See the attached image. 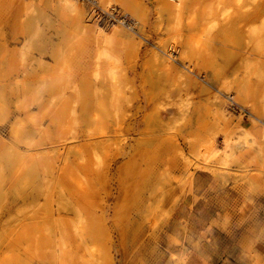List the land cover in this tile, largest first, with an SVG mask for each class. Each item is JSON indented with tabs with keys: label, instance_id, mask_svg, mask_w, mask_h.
I'll list each match as a JSON object with an SVG mask.
<instances>
[{
	"label": "rangeland",
	"instance_id": "rangeland-1",
	"mask_svg": "<svg viewBox=\"0 0 264 264\" xmlns=\"http://www.w3.org/2000/svg\"><path fill=\"white\" fill-rule=\"evenodd\" d=\"M143 1L149 19L139 36L147 41L134 68L126 52L98 50L87 41L84 49H70L67 57L62 53L65 61L53 68L54 48L72 29L61 14L70 11L41 0L29 2L28 9L20 0H0V136L25 155L64 148L54 175L69 148L80 150L68 156L69 176L54 182L48 180L50 171L34 162L14 181V160L0 153V264H208V226L239 228L244 262L264 264V0L201 1L204 38L212 49L210 60L191 73L185 97L143 67L147 50L165 36L168 25L166 19L161 32L155 29V1ZM85 4L92 11L90 2ZM119 6L109 2L103 10L123 17L130 27L131 18ZM190 6L188 1L180 24L185 34ZM71 41L72 46L81 43L78 36ZM119 63L118 73L134 84L139 98L132 100L127 86L130 104L124 103L123 127L119 131L112 116L105 118L103 137L88 128L85 110H97L104 96L115 112ZM49 69V77L58 79L59 95L38 103L35 97L49 96L36 91ZM220 80L227 81L223 94H241L244 105L224 102L220 107L221 96L205 98L203 88L219 90ZM143 87L154 95V105ZM252 104L261 122L251 114ZM155 105L165 122L142 140L150 143L138 147L143 116ZM59 110L63 118L53 123ZM18 117L33 122L16 142L11 128ZM186 162L190 177L182 178ZM96 216L110 242L95 226ZM225 247L220 241L213 252L217 256Z\"/></svg>",
	"mask_w": 264,
	"mask_h": 264
},
{
	"label": "bare ground",
	"instance_id": "bare-ground-1",
	"mask_svg": "<svg viewBox=\"0 0 264 264\" xmlns=\"http://www.w3.org/2000/svg\"><path fill=\"white\" fill-rule=\"evenodd\" d=\"M17 0H10L11 3ZM47 6L56 7L59 10L63 11L61 7L67 8L70 12L68 14H61V17L64 21H67L71 24L72 29L66 34L62 35V40L60 39V44L54 48L55 51V60L54 64L51 63L53 68H56L61 64L62 60L61 54L65 57L68 56V52L71 50L79 51L83 48V41L92 43L98 50H112V51H121L123 54L127 55L128 60L133 63L132 68L135 67V63L140 56V49L142 47L143 41L147 40L143 36H139L144 32V27L148 23L149 19V7L143 0H95V2L100 6L104 7L109 2H116L120 4L121 9L127 13L131 18L130 27H126L122 24H115L112 33L105 31L104 26L97 24L94 20L93 14L97 11L95 8H92V4H89L92 11L89 13L86 9V0H41ZM156 4V13L154 26L155 29L163 30L162 26L167 19L166 30L164 31L165 36H161L159 43L153 45L152 48L148 49L146 56L143 61V67L145 71L148 69L152 74H159L164 77L166 80H169L177 89L180 96L185 97L186 93L184 88L190 87V82L194 79L191 77V73L196 68L204 65L207 60H210L209 55L211 52V46L207 43V40L204 38L206 31V24L201 20L205 19V9L204 6H200L202 0H154ZM188 1L191 6L189 7V18L187 20V31L188 34L180 28L182 23V18L185 15V11L188 8ZM20 2L25 5V8H29V2L33 3V0H20ZM2 8L0 7V13H2ZM168 17H167V16ZM68 18L70 20H68ZM179 21V23H178ZM135 28L139 30V33L135 32ZM162 29V30H161ZM33 30V27H32ZM190 32V33H189ZM78 36L81 43L78 46H72V37ZM4 37V36H2ZM5 39V38H3ZM4 48V46H2ZM84 49V48H83ZM110 50V51H111ZM173 56V58H172ZM227 57H232V54L227 53ZM44 67L42 64L40 65ZM112 66V65H110ZM122 65L119 63L117 69L115 68L116 83H117V97L119 101L115 104V112L111 113L109 106L104 99V96H100L98 99L97 110L91 111L86 109L87 120L89 121L88 128L93 129L96 133H99L103 137L108 133V129L104 124L105 118L113 117L115 126L119 129H122L124 120L126 118L127 110L124 106L129 105V96L127 94V86L132 96V100L138 99L136 88L134 84L128 79L126 75L118 73ZM42 74L44 79V85L36 87V91L46 90L49 93L47 98H36L35 100L38 103H42V100L48 101L50 97L54 94L58 96V79L55 77L50 78L49 76L53 73V69H49ZM189 76L191 78H189ZM5 78V77H3ZM122 78V79H120ZM123 83H122V82ZM222 86L219 90H213L208 86L203 88V95L206 96L207 100H213L212 94H217L221 96V101H219L220 107L224 105V102H231L236 105H244L243 97L239 94L236 97H227L223 94V91L226 88L225 80H220ZM128 83V85H127ZM144 85V83H143ZM25 89V87H24ZM240 90V89H239ZM143 91L146 97H148L149 103L154 105V95L150 94L143 87ZM243 90H241V93ZM32 96V95H28ZM224 100V101H223ZM252 100V99H251ZM89 106V103H86ZM140 108V107H139ZM138 108V109H139ZM62 110L56 112L53 123L61 120L63 118ZM0 110V116H1ZM251 114L254 115L257 122H261V114L258 107L255 104H252ZM30 121H26L22 118H17L13 122L11 128V135L13 141L19 142L20 136L22 133H25L24 126L29 122H33V118H29ZM144 128L140 131L139 139L136 141V146L142 147L150 141H142L144 137H151L154 130L161 126L165 121L160 118L159 108L155 105L152 109L147 110L142 119ZM104 143V142H103ZM120 145V142H117ZM87 143L85 149L88 150ZM64 148H58L55 150H40L36 153H31V155H25L24 152H21L16 146L7 144L6 139L0 136V153L5 154L6 157L13 159V179L18 181L20 179V174L28 163H36L43 165L51 173V178L48 177V180L54 182L59 180L62 177L69 176L70 174V163L68 156L71 154H78L80 152L77 148H69L66 152V157L64 158V165L61 166L58 170L57 175H54V170L58 168L59 161L61 159ZM191 164L186 162V173L185 175L181 174L182 178L190 177L189 167ZM193 172V171H191ZM179 176L175 177V180H178ZM4 176L0 171V181H3ZM28 183V179L24 178V186ZM21 185V188H24ZM19 196L21 194L19 193ZM156 210L157 206H151V210ZM95 226L103 233V239L105 242H110L109 232L105 230L102 218L96 216L94 222ZM109 254V252H107Z\"/></svg>",
	"mask_w": 264,
	"mask_h": 264
},
{
	"label": "crops",
	"instance_id": "crops-1",
	"mask_svg": "<svg viewBox=\"0 0 264 264\" xmlns=\"http://www.w3.org/2000/svg\"><path fill=\"white\" fill-rule=\"evenodd\" d=\"M219 223L221 224L222 222ZM205 230L208 242L205 244L204 250L211 252L208 264H215L216 257H220L217 264H246L243 260L244 257L241 251L238 249V244L241 240V236L238 234L239 228L233 226L223 229V227L221 228L219 226H214L212 228L208 226ZM220 241H222L226 247L224 251L219 252L216 256L213 250H215L214 247L218 245ZM194 261L195 263L197 262L196 260Z\"/></svg>",
	"mask_w": 264,
	"mask_h": 264
},
{
	"label": "built area",
	"instance_id": "built-area-1",
	"mask_svg": "<svg viewBox=\"0 0 264 264\" xmlns=\"http://www.w3.org/2000/svg\"><path fill=\"white\" fill-rule=\"evenodd\" d=\"M86 2H90V4H96L95 0H86ZM97 11L93 14L94 20L97 22V24H101L104 27L112 28L115 26V24H127L126 19H124L121 16L115 15V14H109L107 11L97 8L93 6ZM173 58V56H172Z\"/></svg>",
	"mask_w": 264,
	"mask_h": 264
}]
</instances>
